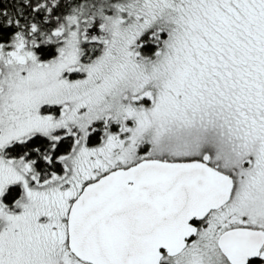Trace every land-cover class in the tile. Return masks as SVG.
<instances>
[{
    "label": "snow or ice",
    "instance_id": "snow-or-ice-1",
    "mask_svg": "<svg viewBox=\"0 0 264 264\" xmlns=\"http://www.w3.org/2000/svg\"><path fill=\"white\" fill-rule=\"evenodd\" d=\"M0 264H264V0H0Z\"/></svg>",
    "mask_w": 264,
    "mask_h": 264
}]
</instances>
